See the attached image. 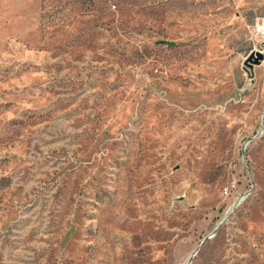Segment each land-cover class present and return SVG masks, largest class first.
I'll return each instance as SVG.
<instances>
[{
	"label": "rangeland",
	"instance_id": "374dc122",
	"mask_svg": "<svg viewBox=\"0 0 264 264\" xmlns=\"http://www.w3.org/2000/svg\"><path fill=\"white\" fill-rule=\"evenodd\" d=\"M262 16L0 0V264H264Z\"/></svg>",
	"mask_w": 264,
	"mask_h": 264
},
{
	"label": "water",
	"instance_id": "95a60500",
	"mask_svg": "<svg viewBox=\"0 0 264 264\" xmlns=\"http://www.w3.org/2000/svg\"><path fill=\"white\" fill-rule=\"evenodd\" d=\"M167 43L169 45H172L173 44V41H167ZM263 58V53L261 51H256V52H252L249 54V56L247 57L245 63L246 64H249V61H253V63L257 64L259 63V60ZM226 217H224L218 224L217 226L215 227L214 231L207 237V238H210L212 237L216 231L219 229V227L224 223ZM207 238H204L202 242H204Z\"/></svg>",
	"mask_w": 264,
	"mask_h": 264
},
{
	"label": "built area",
	"instance_id": "2783aa9c",
	"mask_svg": "<svg viewBox=\"0 0 264 264\" xmlns=\"http://www.w3.org/2000/svg\"><path fill=\"white\" fill-rule=\"evenodd\" d=\"M255 25H256L257 30L264 33V16L257 17V19L255 21Z\"/></svg>",
	"mask_w": 264,
	"mask_h": 264
}]
</instances>
